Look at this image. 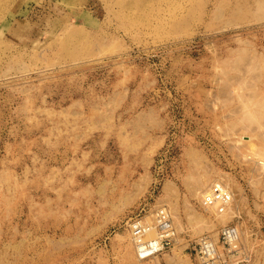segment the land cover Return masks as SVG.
<instances>
[{
  "label": "rangeland",
  "instance_id": "1",
  "mask_svg": "<svg viewBox=\"0 0 264 264\" xmlns=\"http://www.w3.org/2000/svg\"><path fill=\"white\" fill-rule=\"evenodd\" d=\"M149 197L177 237L141 259ZM227 224L264 264V0H0V264H201Z\"/></svg>",
  "mask_w": 264,
  "mask_h": 264
},
{
  "label": "built area",
  "instance_id": "2",
  "mask_svg": "<svg viewBox=\"0 0 264 264\" xmlns=\"http://www.w3.org/2000/svg\"><path fill=\"white\" fill-rule=\"evenodd\" d=\"M169 151L165 150L166 156L169 155ZM156 187L153 188V192ZM150 199L151 197L140 202L125 222L141 259L170 248L177 237V230L168 209L164 206L151 208ZM231 201L232 193L223 183L212 184L202 197V205L205 208H215L220 212L224 211ZM152 230L155 231V236L148 235ZM220 244L223 253L219 250ZM237 254L241 255V248L238 243L237 227L232 224H227L221 229L218 240L203 235L196 242V255L201 264H228L227 256Z\"/></svg>",
  "mask_w": 264,
  "mask_h": 264
},
{
  "label": "bare ground",
  "instance_id": "3",
  "mask_svg": "<svg viewBox=\"0 0 264 264\" xmlns=\"http://www.w3.org/2000/svg\"><path fill=\"white\" fill-rule=\"evenodd\" d=\"M258 101H259V100H258ZM260 103L262 104V101L259 102L258 104H260ZM258 104H257V105H258ZM261 104H260V105H261ZM257 107H258V106H257ZM259 109H260V108H259ZM262 109H263V108H262ZM256 110H258V109H256ZM256 110H255V111H256ZM258 111H259V110H258ZM256 112H257V111H256ZM258 113H259V112H258ZM254 114H255V112H254ZM256 114H257V113H256ZM260 114H261V113H260ZM257 115H259V114H257ZM257 115H256V116H257ZM259 116L261 117V115H259ZM258 127H259V126H258ZM258 129H260V128H258ZM215 183H222V182H215ZM223 184H224V183H223ZM224 185H225V184H224ZM225 186H226V185H225ZM148 235H149V236H155V231L152 230ZM237 235H238V243H239V229H238V228H237ZM215 236H216V235H215ZM132 239H133V237H132ZM239 246H240V245H239Z\"/></svg>",
  "mask_w": 264,
  "mask_h": 264
}]
</instances>
